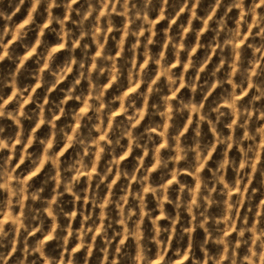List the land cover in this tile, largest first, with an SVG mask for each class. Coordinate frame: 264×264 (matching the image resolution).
<instances>
[{"label": "clouds", "instance_id": "1", "mask_svg": "<svg viewBox=\"0 0 264 264\" xmlns=\"http://www.w3.org/2000/svg\"><path fill=\"white\" fill-rule=\"evenodd\" d=\"M0 264H264V0H0Z\"/></svg>", "mask_w": 264, "mask_h": 264}]
</instances>
